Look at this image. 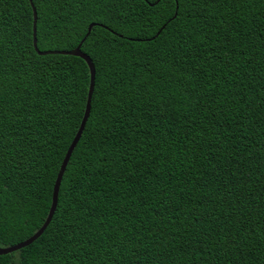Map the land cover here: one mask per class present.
<instances>
[{"label": "trees", "instance_id": "1", "mask_svg": "<svg viewBox=\"0 0 264 264\" xmlns=\"http://www.w3.org/2000/svg\"><path fill=\"white\" fill-rule=\"evenodd\" d=\"M96 82L56 212L0 264H264V0H33ZM177 12V15L175 16ZM0 0V246L44 224L90 70Z\"/></svg>", "mask_w": 264, "mask_h": 264}, {"label": "water", "instance_id": "2", "mask_svg": "<svg viewBox=\"0 0 264 264\" xmlns=\"http://www.w3.org/2000/svg\"><path fill=\"white\" fill-rule=\"evenodd\" d=\"M33 9V16H34V21H33V44H34V48L37 51V53L39 55H46V54H63V55H72V56H77V57H81L83 58L88 66H89V70H90V84H89V92H88V99H87V103H86V108H85V113L83 116V119L81 121L80 127L78 129V132L76 133L71 145L69 146L65 157L63 159V162L61 164L60 170L57 174V178L54 184V189H53V195H52V204L48 213V216L44 222V224L41 226V228L35 233L33 234L31 237H29L28 239L19 242L17 244L14 245H10V246H6V247H1L0 246V255H4V254H8V253H12L15 252L17 250H20L30 244H32L33 242H35L47 229V227L49 226V224L51 223L53 216L56 212L57 206H58V200H59V191H60V186L64 177V174L66 172L67 166L69 164V161L72 157V154L77 146V144L79 143L83 132L85 130L87 121L90 117L91 114V107H92V96L94 93V89H95V82H96V67L95 64L92 60V58L85 53L82 50V44L85 41L86 37L91 33L93 27L95 25H101V24H97V23H92L90 24V26L88 27V32L86 34V36L82 39V41L78 44V46L72 50H47V51H41L38 47V39H37V21H38V13H37V8L33 2V0H29ZM177 15V12L175 14V16ZM104 27V25H101Z\"/></svg>", "mask_w": 264, "mask_h": 264}]
</instances>
